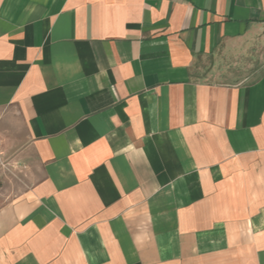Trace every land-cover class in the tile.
I'll list each match as a JSON object with an SVG mask.
<instances>
[{
	"label": "crops",
	"instance_id": "0c3cea01",
	"mask_svg": "<svg viewBox=\"0 0 264 264\" xmlns=\"http://www.w3.org/2000/svg\"><path fill=\"white\" fill-rule=\"evenodd\" d=\"M263 30L264 0H0V264H264V67L224 70Z\"/></svg>",
	"mask_w": 264,
	"mask_h": 264
},
{
	"label": "rangeland",
	"instance_id": "374dc122",
	"mask_svg": "<svg viewBox=\"0 0 264 264\" xmlns=\"http://www.w3.org/2000/svg\"><path fill=\"white\" fill-rule=\"evenodd\" d=\"M241 49V50H240ZM237 53H240V56H235L234 58H226L227 68L224 70H234L240 71L242 67L246 65L245 70L248 71V77L251 79L254 78V73L258 72L260 68L264 67V30L258 33L252 40L246 42L238 49H235ZM223 69V68H221ZM253 71L251 75L249 72Z\"/></svg>",
	"mask_w": 264,
	"mask_h": 264
},
{
	"label": "built area",
	"instance_id": "2783aa9c",
	"mask_svg": "<svg viewBox=\"0 0 264 264\" xmlns=\"http://www.w3.org/2000/svg\"><path fill=\"white\" fill-rule=\"evenodd\" d=\"M0 167H4V160L2 156V151H1V143H0Z\"/></svg>",
	"mask_w": 264,
	"mask_h": 264
}]
</instances>
